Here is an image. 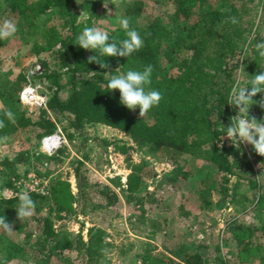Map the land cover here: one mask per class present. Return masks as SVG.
<instances>
[{
	"label": "trees",
	"instance_id": "16d2710c",
	"mask_svg": "<svg viewBox=\"0 0 264 264\" xmlns=\"http://www.w3.org/2000/svg\"><path fill=\"white\" fill-rule=\"evenodd\" d=\"M97 1L1 0L0 24L10 20L15 24L17 32L7 40H0V46L10 44L12 38H19L25 46L23 54H39L52 47L55 58L66 65L67 70H52L49 60L44 59L41 60L42 69L38 75L56 83L65 76L68 94L61 97L54 92L48 98V108L53 112L67 111L79 118L85 117L113 126L128 134L137 147H144L157 161L176 164L181 173H184L183 168L188 160L186 154H190L193 160L200 156L209 159L216 165L215 168L209 167V185L218 187L222 203L226 198L228 201L233 200L236 192L230 191L227 181L235 171V159L230 156L236 148L231 144H224L223 141L217 146L215 143L221 140L220 129L233 121L232 107L228 103L238 75L237 69L239 74L245 76L244 86L249 87L254 76L264 71V58L259 56L255 48L257 43L264 42V35H260L259 30L256 31L255 18L259 0H215V3L211 0H170L172 6L163 12L146 11L144 0H132L126 4L125 12L130 16V29L139 33L144 42L143 47L128 58H103L109 65L107 69L89 61L88 58L95 55L93 51L76 45L77 36L83 28L91 27L89 21L76 19V7L94 6ZM48 7H56L58 14L65 15L63 23L69 27V32L64 35L59 32L56 35L57 26L46 24L45 14L47 16ZM261 20L264 21V14ZM167 23L175 27V30L169 31ZM40 31L42 41L34 37ZM107 31L116 41L125 38V32L119 24ZM57 41L60 45L54 48ZM163 59L167 65L165 62L161 64ZM147 65H151L153 71L151 84L146 86V90L159 91L162 99L158 106H154L144 117L139 118V109L130 111L121 105L119 91L109 92L107 84L112 76L125 74L129 70L142 71ZM80 70L91 74L81 77L78 75ZM8 73L9 71L0 72V96L15 113L16 123L8 122L0 113V119H4L6 125L0 129V135H11L20 128L29 126L39 128L36 131L38 137L53 131L55 117L46 108H38V118L33 119L19 105L18 91L22 84L20 78H26L25 74L19 72L11 80L6 77ZM66 133L71 136L70 132ZM117 147L127 149L126 145L117 144ZM57 149L61 151L62 148ZM56 154L57 152L48 156L36 150L33 154L34 162L41 166L43 158H55ZM254 156L264 164V157L255 152ZM82 164L83 161L78 160L74 167L78 188L75 194L72 193L70 181L59 177L51 179L50 194L42 195L35 191L28 193L35 202L34 210L40 222L39 248L45 251L52 247L63 252L76 246L85 253L87 264H95L103 256L105 229L95 225L88 229L86 240H82L80 235L73 239L66 230L55 227L52 212L75 210L73 203L78 207L82 204L79 211L87 212L85 203L89 200V193H86L85 188L94 187L98 200L92 203V207H105L115 203L121 191L126 201L134 200L138 204L143 215L146 210L145 202L153 203L158 199L155 189H146L145 181L147 176L155 175L156 170L147 160L144 165L128 172L124 182L120 181L119 176H112L110 184L88 181L86 173L81 172ZM49 172L44 167L43 176ZM215 172L219 174L217 179L213 176ZM250 182L253 187H257L256 180ZM259 194L256 206L261 213L264 212V190ZM244 198L247 197L244 195ZM18 204V195H0V217L4 216L6 222L21 228L23 223L16 213ZM262 218L264 220V215ZM79 228L81 231L83 221H80ZM15 244L17 243L5 232L0 231V249L7 248L10 252ZM155 248L151 241H145L142 251L137 254L142 256L141 264L207 262L198 249L188 248L184 243L166 251ZM256 250L264 263V246L253 239H244L242 245L237 247L236 255L240 260L238 263H242L245 254L254 253ZM220 261L221 264H228L222 257ZM0 264L6 263L0 258Z\"/></svg>",
	"mask_w": 264,
	"mask_h": 264
},
{
	"label": "rangeland",
	"instance_id": "374dc122",
	"mask_svg": "<svg viewBox=\"0 0 264 264\" xmlns=\"http://www.w3.org/2000/svg\"><path fill=\"white\" fill-rule=\"evenodd\" d=\"M130 1L132 0H121L115 6L109 3L110 0H98L94 6L79 5L76 7V19L89 21L91 27L98 26L110 30L119 24L120 18L130 17L125 12V6ZM144 1L145 9L149 12H163L172 6L170 0ZM106 4L107 8L104 7ZM257 9L256 31L259 30L260 35H264V21L261 20L264 14V0H259ZM47 11L46 24L57 26L56 35H59V32L64 35L70 31L63 23L65 15L58 14L56 7H48ZM66 17L69 15L66 14ZM167 28L169 31L175 30L170 23H167ZM34 37L42 41V31ZM59 45L60 42L57 41L54 48ZM24 49L25 46L19 38H12L10 44L0 46V72L9 71L6 77L11 80L15 79L19 72L25 74L26 78H20L22 84L20 83L21 88L18 91L20 107L25 108L33 119L38 118V108H46L48 113L55 117L53 131H59L62 139L55 149L49 151L43 146L42 137L53 131L38 137L36 131L39 128L29 126L20 128L11 135H0L1 196L11 197L19 195L21 191H28V185L31 183L29 172L47 181L48 190L42 195L50 194V181L55 177L69 180L72 193L75 194L78 188L74 167L78 160L83 161L81 172L86 173L88 181L110 184V177L119 176L120 181L124 182L128 172L136 170L148 160L156 174L145 178L146 189H155L158 199L153 203L145 202L146 210L143 215L138 204L134 200L126 201L121 191L115 203L105 207H92V203L98 200V195L94 187H86L85 191L89 193V200L85 201L87 212H80L82 204L78 207L76 203H73L75 210L58 213L53 211L55 227L66 230L73 239L80 235L82 240H86L90 227L102 226L105 229L102 241L103 256L95 264H141L142 256L137 254L142 251L145 241H151L156 247L155 250L162 251L175 249L184 243L188 248L198 249L206 257L207 262L204 264H221L220 257L228 264H264L260 260L258 250L245 254L242 263H238L240 260L236 255L237 247L242 245L244 239H253L264 246V212L260 213L256 206L259 193L264 190V164L254 156L251 145L234 146L228 138L222 137L224 133L221 140L215 143L217 146L223 141L224 144H231L236 148L230 156L235 159V171L227 181L230 191L235 190L236 193L233 200L228 201L226 198L222 203L218 187L209 185L207 179L210 168L216 167L211 160L201 156L193 160L190 154H186L188 160L183 168L184 173H181L176 164L157 161L144 147H137L128 134L113 126L85 117L79 118L67 111L53 112L48 108V98L54 92L66 97L68 88L65 76L59 78L56 83L38 75L42 69L41 60H49V67L60 72L67 70L66 65L55 58L52 47L39 54H23ZM164 62L167 65L165 59L161 64ZM237 70L235 84L239 80L240 86L243 87L245 76ZM89 74L91 72L84 70L78 73L81 77ZM27 86H33L35 93L45 96L46 105L39 106L35 101L21 97L22 89ZM260 99L259 93L253 97L248 116L257 119V123H264V108L258 103ZM0 101L11 108L1 96ZM231 107L233 120L247 115L246 110L239 111L238 108L232 105ZM66 131L70 132L71 136H68ZM117 144L126 145L127 149L122 150ZM58 147L62 148L61 151ZM36 150L48 156L56 152L57 154L55 158H43L40 166L34 162L33 154ZM44 167L50 172L43 176ZM213 176L217 179L219 174L215 172ZM253 179L257 181V187L251 185L250 181ZM115 189L119 190L118 187ZM244 195L247 198H244ZM37 215L34 210L30 217L21 219V228L12 225V232L3 231L17 243L10 252L7 248L0 249V258L6 264H87L85 253L79 251L76 246L63 252L52 247L42 251L39 248L40 222ZM80 221H83L81 231Z\"/></svg>",
	"mask_w": 264,
	"mask_h": 264
},
{
	"label": "clouds",
	"instance_id": "9594fccd",
	"mask_svg": "<svg viewBox=\"0 0 264 264\" xmlns=\"http://www.w3.org/2000/svg\"><path fill=\"white\" fill-rule=\"evenodd\" d=\"M120 2L121 0H110L109 3L115 6ZM108 4L104 7L107 8ZM118 23L125 32V38L119 41L114 40L107 30L98 26H86L77 36L76 45L84 50L93 51L95 55L88 59L90 62L98 64L102 69L109 68L103 58H128L143 47L144 42L141 36L136 30L130 29L127 18H120ZM16 32L17 28L12 21L6 20L0 24V40H7L13 37ZM255 48L258 50L259 56L264 58V42L257 43ZM152 71L151 65H147L142 71L129 70L125 74L112 76L107 84L109 92L112 90L119 91V103L121 105L130 111L139 109V118L144 117L154 106H158L162 99L159 91L146 90V86L151 84ZM249 83L250 87L247 85L241 87L240 81L237 80L231 90L230 102L228 103L238 108L239 111L246 110L247 115L231 121L227 127L224 126L220 131L224 133L222 137L228 138L234 146L249 144L257 155L264 157V123H257V119L248 116L249 106L253 104V97L258 93L261 94V99L258 101L259 106L264 108V71L256 74ZM0 113L8 122L16 123L15 113L6 107L3 101H0ZM4 127H6L4 119H0V129ZM225 128L227 129L226 133ZM18 200L17 218L21 220L30 217L35 209V202L30 194L27 191H21ZM0 231H13L12 225L6 222L4 216L0 217Z\"/></svg>",
	"mask_w": 264,
	"mask_h": 264
},
{
	"label": "built area",
	"instance_id": "2783aa9c",
	"mask_svg": "<svg viewBox=\"0 0 264 264\" xmlns=\"http://www.w3.org/2000/svg\"><path fill=\"white\" fill-rule=\"evenodd\" d=\"M21 97H24L25 99H28L30 101H35L39 106L46 105L45 96L35 93L33 86L24 87L21 91ZM61 139V133L59 131H53L42 137V144L45 149L51 151L59 145ZM28 176L31 183H29L28 185L29 190L27 192L35 191L41 194H45L47 192V181L45 179H39L33 172H29Z\"/></svg>",
	"mask_w": 264,
	"mask_h": 264
}]
</instances>
